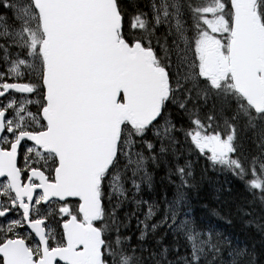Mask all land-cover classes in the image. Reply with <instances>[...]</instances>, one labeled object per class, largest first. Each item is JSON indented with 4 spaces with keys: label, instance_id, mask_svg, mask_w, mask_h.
Masks as SVG:
<instances>
[{
    "label": "snow or ice",
    "instance_id": "snow-or-ice-1",
    "mask_svg": "<svg viewBox=\"0 0 264 264\" xmlns=\"http://www.w3.org/2000/svg\"><path fill=\"white\" fill-rule=\"evenodd\" d=\"M193 155L264 234V0H0V264H260Z\"/></svg>",
    "mask_w": 264,
    "mask_h": 264
},
{
    "label": "trees",
    "instance_id": "trees-1",
    "mask_svg": "<svg viewBox=\"0 0 264 264\" xmlns=\"http://www.w3.org/2000/svg\"><path fill=\"white\" fill-rule=\"evenodd\" d=\"M191 159L194 161L195 187L189 192L188 200L192 217L197 221H204L205 224H211L226 237L240 240L241 247L247 246L250 250L254 249L260 264H264V255H262L264 249L261 247L264 234L258 231L255 224L247 223L252 217H245L238 211L239 207L252 211L249 207L252 201L251 193L234 177L218 169L213 170L205 159L197 160L194 155ZM165 174L162 168L154 172L155 188L161 194L167 184L161 179ZM254 215L257 217L261 215L259 204L255 205ZM132 228L135 229V221L132 222ZM133 243L135 244V238Z\"/></svg>",
    "mask_w": 264,
    "mask_h": 264
}]
</instances>
